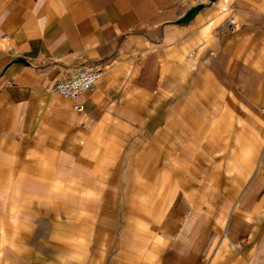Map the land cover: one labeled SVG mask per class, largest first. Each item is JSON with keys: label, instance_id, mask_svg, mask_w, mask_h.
I'll return each instance as SVG.
<instances>
[{"label": "crops", "instance_id": "1", "mask_svg": "<svg viewBox=\"0 0 264 264\" xmlns=\"http://www.w3.org/2000/svg\"><path fill=\"white\" fill-rule=\"evenodd\" d=\"M77 67L81 112L43 91ZM5 237L17 264H264V0H0Z\"/></svg>", "mask_w": 264, "mask_h": 264}, {"label": "built area", "instance_id": "2", "mask_svg": "<svg viewBox=\"0 0 264 264\" xmlns=\"http://www.w3.org/2000/svg\"><path fill=\"white\" fill-rule=\"evenodd\" d=\"M190 3L200 6L202 0H181V4ZM222 30L235 32L237 26L233 20H228L221 27ZM103 71L100 68L77 67L65 78L58 80L52 87L45 88L46 94L60 96L73 103V110L81 112L83 109L80 99L82 96L93 89L102 78Z\"/></svg>", "mask_w": 264, "mask_h": 264}, {"label": "rangeland", "instance_id": "3", "mask_svg": "<svg viewBox=\"0 0 264 264\" xmlns=\"http://www.w3.org/2000/svg\"><path fill=\"white\" fill-rule=\"evenodd\" d=\"M13 237H5L4 241L2 238H0V250L3 249V251H0V264H17V261H19V255L20 253L13 252ZM4 242V243H3ZM42 256V257H41ZM43 254H38L37 256V262L40 264V262H43Z\"/></svg>", "mask_w": 264, "mask_h": 264}]
</instances>
